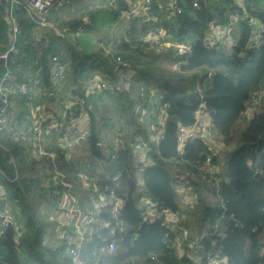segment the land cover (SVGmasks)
Returning a JSON list of instances; mask_svg holds the SVG:
<instances>
[{
  "label": "trees",
  "instance_id": "obj_1",
  "mask_svg": "<svg viewBox=\"0 0 264 264\" xmlns=\"http://www.w3.org/2000/svg\"><path fill=\"white\" fill-rule=\"evenodd\" d=\"M134 1L103 8L67 0L51 8L44 25L15 6L19 53L38 54L37 64L24 67L38 71L39 103L60 118L61 100L73 101L88 131L70 139L52 128L44 143L52 161L48 154L33 157L31 175L25 162L14 182L0 175L5 205L15 201L21 214L8 206L11 220L0 224V264H215L222 257L224 264H264V94L252 98L264 88V0H176L180 13L166 11L167 0H153L145 15L120 17L117 8ZM8 3L0 0V41L6 43ZM229 14L231 38L207 46L212 28L229 23ZM122 20L124 27L114 30ZM159 29L164 35L152 39ZM176 44L188 46L180 57ZM54 54L67 67L60 84L52 78ZM94 73L117 86L88 90ZM200 104L211 111L210 131L178 146V126L192 125ZM158 105L165 112L161 136L150 131ZM22 138L17 124L0 137L8 148L0 145V166L8 173L10 154L25 153ZM44 161L73 183L83 207L92 208L87 193L95 187L108 194L99 221L85 226L76 256L57 233L54 209L35 201L52 188L63 192L55 179L42 184L51 176ZM144 198L154 211H145ZM165 211L179 215L173 226L164 223ZM111 240L114 251L101 252Z\"/></svg>",
  "mask_w": 264,
  "mask_h": 264
},
{
  "label": "built area",
  "instance_id": "obj_2",
  "mask_svg": "<svg viewBox=\"0 0 264 264\" xmlns=\"http://www.w3.org/2000/svg\"><path fill=\"white\" fill-rule=\"evenodd\" d=\"M8 16L11 20L12 35L10 41L0 50V137L4 134L11 132L12 126L20 119L21 110L19 107V102L22 95H28L25 102L26 110L29 115H26V122L29 124L24 129V139L25 141V153L17 156L10 154V162L13 164V171L8 173L5 169L0 166V175L5 177L7 180H12V182L17 181L20 176V167L22 166L19 159L22 158H33L35 156H45L48 154V159L53 160V154L47 153L43 148L44 138L48 139L47 134H49L52 128L61 131L64 136H68L70 139L82 138L88 131L85 124V113L82 110L74 109V102L68 100H61V105L63 109L58 108V113L61 115L60 118L56 116L54 112H46L44 105L39 103V88H38V75L37 70L34 73L29 72L24 67V64H37L38 54L31 57L29 54L18 55V23L14 14L15 6H19L24 10L26 16L35 24L44 25L48 24L47 15L52 7L57 4H61L67 0H8ZM131 1V0H127ZM153 0H135L134 3L127 9L124 7H118L117 12L120 17L136 18L141 14L145 15V10L150 6ZM193 6L197 3L193 2ZM164 9L170 13H180L181 7L176 0H167ZM153 18V17H152ZM231 21L225 25H215L212 28L211 37L205 40L207 46H214L217 43L222 42L225 39H230L231 34V22L234 18V14H229ZM91 20L87 19L89 23ZM260 28L262 24L259 25ZM160 31L152 32V39H157L159 34L161 36L164 33ZM163 32V31H162ZM256 36H260V32L257 31ZM188 48L187 45L176 44L177 54L179 57ZM119 57L115 58V61H119ZM50 62L52 64V78L56 83H62L66 78L67 67L66 64L60 61L59 57L54 54L50 57ZM22 74V75H21ZM21 75V76H20ZM121 76L125 73L121 72ZM115 83V82H113ZM113 83H108L106 80L102 79L97 73L92 75L89 80L87 87L88 90L94 91L102 88L112 89ZM115 86L116 83H115ZM119 88V86H118ZM264 94V88H258L257 93H253L252 98ZM249 111L246 112L248 116ZM210 115L211 111L207 109L203 104H200L195 112V119L190 126L179 125L177 128L176 143L178 146H182L186 142L194 141L200 135L201 132L205 133L210 131ZM154 118L151 121L150 131L155 135H163L165 129V112L163 106L158 105L157 109L152 113ZM61 120V121H58ZM23 121V120H22ZM34 129V133L31 132ZM0 145L1 142H0ZM115 152L118 149V144L115 142ZM6 150L8 148L2 145ZM142 156L145 157V149L143 145L140 146ZM115 152L112 153V157H115ZM20 154V153H19ZM52 166V167H51ZM144 170V164L140 163L138 165V174L141 175ZM44 171L51 175L47 176L46 180L53 182L54 179L59 181L63 186V192H59L57 188H52L48 194L43 197L42 204L48 206L50 209H54L60 226L57 229V233L60 237L66 239L68 244V252L74 256L77 255L79 247L85 241L86 237L85 226L96 224L99 219L98 214L105 208L108 204V194L105 195L101 192L98 187L87 193L93 204L92 208H85L78 200V196L74 192V185L72 182L66 181L64 175L59 172L56 167L49 162L44 161ZM212 172V171H211ZM206 173V171H205ZM213 175V172H212ZM216 180V178H215ZM179 181V180H177ZM85 186L89 187L88 184ZM112 191L109 195H112ZM185 197V194H183ZM5 193L3 189L0 188V224L7 225L11 220V214L7 206L4 203ZM144 208L145 211L155 210L149 201L144 198ZM118 203V200H115ZM56 206V207H55ZM164 213V223L169 226H173L178 219V214L175 212ZM160 214L157 212L156 216ZM177 218V219H176ZM176 220V221H175ZM107 222H102V225H107ZM202 235H200V238ZM115 249V241L111 240L106 245L101 247V252L112 253ZM212 263H222L225 262V257L221 259H213ZM77 264H83L78 261Z\"/></svg>",
  "mask_w": 264,
  "mask_h": 264
},
{
  "label": "rangeland",
  "instance_id": "obj_3",
  "mask_svg": "<svg viewBox=\"0 0 264 264\" xmlns=\"http://www.w3.org/2000/svg\"><path fill=\"white\" fill-rule=\"evenodd\" d=\"M125 18H123V20H124ZM123 24H124V22H123ZM113 26H114V30L116 29V28H118V27H120L121 25H120V23L118 24V23H115V24H113ZM161 33H163L162 31H160ZM57 33H60V32H57ZM26 100H27V98H21L20 99V102H19V107H20V110H21V115H22V117L23 118H25L26 117V115H25V112H27V110H26V106H25V102H26ZM47 139L46 138H44V141H43V148H44V143H45V141H46ZM24 141V140H23ZM22 141V142H23ZM24 143V142H23ZM233 148V146L231 145V146H229V150L230 151H232L231 149ZM33 158H22V159H19L20 160V162H21V164L22 165H24L25 164V162H26V164H27V167H26V171H25V173H27V174H29V175H31V169H30V163H31V160H32ZM29 165V166H28ZM9 182H12V180H9ZM4 187L5 186H3V185H0V188L1 189H3L4 190ZM81 194V193H80ZM6 199V198H5ZM29 200H30V198H29ZM37 203H38V207L39 208H42V209H45V211L46 210H50V208L48 207V206H44L43 204H42V199H36L35 200ZM7 208H8V210L11 212V210H10V208L8 207V206H15L14 207V211L13 212H15V213H17V211H19L20 209L19 208H16V207H19L18 206V204H16V202L15 201H8L7 200ZM12 208V207H11ZM17 215H21L20 213H17ZM179 216V215H178ZM177 219V218H176ZM176 221V220H175ZM261 241H263L264 240V235L263 236H260V238H259Z\"/></svg>",
  "mask_w": 264,
  "mask_h": 264
},
{
  "label": "crops",
  "instance_id": "obj_4",
  "mask_svg": "<svg viewBox=\"0 0 264 264\" xmlns=\"http://www.w3.org/2000/svg\"><path fill=\"white\" fill-rule=\"evenodd\" d=\"M85 2H87L88 3V6L89 7H92V6H99V7H103V8H107L108 7V5H109V3H113L114 2V0H85ZM8 18H9V16H8ZM123 20L121 21V23H120V27L121 28H123L124 27V24H123ZM9 29H11V33H12V27H11V20H10V18H9V27H8ZM53 28H54V30H55V32L57 33V32H59V30L56 28V27H54L53 26ZM57 34H61V33H57ZM12 35V34H11ZM9 41H10V39H9ZM8 41V42H9ZM7 42V43H8ZM6 42H1L0 41V50L2 49V47L3 46H5L6 44H5ZM26 54H28V53H26ZM18 55H22V54H20L19 53V51H18ZM29 55H31V54H29ZM22 75V74H21ZM20 75V76H21ZM21 98H28V95H22L21 96ZM43 105V104H42ZM44 108H45V106H44ZM25 115H29V112L27 111V112H25ZM23 120V121H22ZM15 124H17L21 129H25V127L27 126V125H29L27 122H26V118H23L22 117V115H21V117H20V119H18V121L15 123ZM24 143L23 144H25V141H23ZM140 179H142V178H140ZM42 182V184H46V182H47V180H46V178L44 179V181H41ZM41 184V185H42ZM16 208H19V207H16ZM20 209V208H19ZM264 241V240H263Z\"/></svg>",
  "mask_w": 264,
  "mask_h": 264
},
{
  "label": "water",
  "instance_id": "obj_5",
  "mask_svg": "<svg viewBox=\"0 0 264 264\" xmlns=\"http://www.w3.org/2000/svg\"><path fill=\"white\" fill-rule=\"evenodd\" d=\"M253 27H254V24L252 23V24H251V28L253 29Z\"/></svg>",
  "mask_w": 264,
  "mask_h": 264
}]
</instances>
